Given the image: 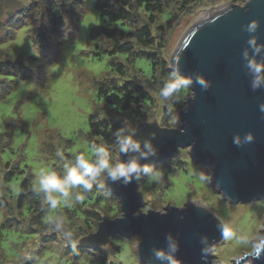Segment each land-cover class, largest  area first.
Returning <instances> with one entry per match:
<instances>
[{
	"label": "rangeland",
	"instance_id": "obj_1",
	"mask_svg": "<svg viewBox=\"0 0 264 264\" xmlns=\"http://www.w3.org/2000/svg\"><path fill=\"white\" fill-rule=\"evenodd\" d=\"M245 1L166 0L161 12L153 14L152 24H147L141 9L132 10L134 26L147 24L153 44L139 48L134 39L125 35L123 40L132 42L135 52L141 49L146 56L155 58L152 71L145 57L128 64L124 63L125 54L107 55L108 44L98 35L100 29L107 27V20L94 9L95 0H0V59L22 60L21 68L11 69L17 72L15 75L0 78V264H139L134 251L139 241L137 235L129 238L109 235L104 245H78L73 252L56 232L47 230L49 218L63 216L65 227L82 238L94 234L101 217H121L118 197L104 189L97 192L94 186V195L85 202L71 208H49L37 224L30 226L28 220L40 213L44 203L37 199L30 208L29 200L25 199L18 208L15 203L18 191L13 189H18L20 181L26 179L32 190L40 168L63 174L55 155L58 150L70 156L73 150L85 151L95 143L104 146L117 161L113 136L108 144L97 137L90 138L88 118L92 113H95L93 121L112 120L121 127L135 128L144 122H155L162 128H177L173 121L176 111L183 108V101L172 105L158 95L168 79V73H162L169 70L168 60L174 46L185 30L209 11L226 4L242 5ZM33 3H36L33 9H28ZM75 3L82 4L81 11ZM76 7L79 10L75 13ZM52 11L61 16L63 27L58 30L61 36L53 45L43 41L42 54L34 45L31 53L30 43L39 45L40 33L36 31L45 37L43 30L49 27L48 13ZM112 60L122 63L120 75L112 74L109 65ZM113 76L114 80H104ZM124 77L138 83L149 97L134 112L113 111L96 95L97 83L110 81L111 85H118ZM189 94L187 90L184 98ZM152 167L158 174L142 177L136 187L143 200L142 212L183 207L187 202L205 206L235 234L210 248L213 264H235V260L258 246L255 242L263 238L264 198L229 203L213 189L211 182L200 179L201 175L211 174V168L193 163L184 147L178 148L172 158ZM6 171L12 172V177L5 182ZM104 179L101 177L100 182ZM239 237H246V242H239Z\"/></svg>",
	"mask_w": 264,
	"mask_h": 264
},
{
	"label": "water",
	"instance_id": "obj_2",
	"mask_svg": "<svg viewBox=\"0 0 264 264\" xmlns=\"http://www.w3.org/2000/svg\"><path fill=\"white\" fill-rule=\"evenodd\" d=\"M242 5L226 4L194 21L169 56L170 72L179 56L182 74H203L212 83L209 91H202L201 86L194 84L185 99H190L192 91L196 93V99L188 101L187 111L183 110L184 103L183 108L176 111L175 118L178 114L183 134L178 125L167 129L155 122H144L135 127L140 140L151 139L155 134L153 143L159 150L156 158L142 163L153 166L175 156L178 148H187L193 163L211 168L213 189L232 204L264 198V113L259 111V104L264 103V89L252 91V78L242 58L250 38L243 26L251 20L260 21L255 35L259 38L258 43L264 44V0L245 1ZM262 58L264 52L260 57H254L253 62ZM248 132L254 134L255 142L235 146L234 136L240 135L243 142ZM125 158L118 151L117 161ZM102 183H105L104 192L118 197L120 215L125 218L101 217L103 223L99 226L97 223L96 232L82 238L79 245L101 246L113 234L123 238L137 235L136 261L147 264L151 249L165 247V235L170 232L180 242L177 256L183 264H202L200 236L208 237V252L222 240L217 229L219 219L199 203L168 207L171 209L166 216L155 210H147V216H135L134 213L143 206V200L137 194V182L124 187L107 184L105 178ZM262 237L255 242L258 246L252 255H243L244 259L235 260V264H264V228ZM257 250H260L258 259ZM210 260L209 253L207 264H213ZM153 264L159 262L153 261Z\"/></svg>",
	"mask_w": 264,
	"mask_h": 264
},
{
	"label": "clouds",
	"instance_id": "obj_3",
	"mask_svg": "<svg viewBox=\"0 0 264 264\" xmlns=\"http://www.w3.org/2000/svg\"><path fill=\"white\" fill-rule=\"evenodd\" d=\"M250 2L251 0H246V3ZM259 28L260 21L258 20H251L243 26V30L250 34V38L247 41L248 47L242 52V58L252 78L251 89L254 92L264 89V58L256 60L255 63L253 62L254 57H260V54L264 52V44H259V38L255 35ZM33 43H30L31 53L33 51ZM34 44L36 50L39 52V45ZM249 50H251V53ZM194 84L201 86L202 91H209L212 87L211 81L203 74H182L180 57L177 56L173 62L171 72L168 73V79L160 88L158 95L172 105H179L183 101L185 105L183 110L187 111L188 101H194L196 93L192 91L190 99H185V92L193 89ZM259 111L264 113V103L259 104ZM179 119V115L177 114L173 121L175 125H178V128ZM183 131V129L179 128L181 134H183ZM137 132L138 129L134 127H121L116 129L112 134L114 137L112 146L115 150L119 151L121 156L126 157L119 161H114L109 151L104 146L97 144L89 145L85 151L73 150L70 156H66L63 150H58L55 155L58 157V163L64 169L63 174H59L55 170L40 168L35 177L32 191L37 194L42 193L41 201L52 209L58 206L71 208L92 197L94 195V186L97 192L105 188V183L100 182L101 177L106 178L107 184H120L124 187L130 185L133 181L139 184L142 177L152 178L158 173L154 167L148 163H142V161L152 160L158 156L159 150L153 143L156 135L153 134L151 139L140 140L137 137ZM254 142L255 136L252 132H248L243 137V142H241V136L238 134L233 138V143L237 147H243L244 144ZM200 179L212 182L213 175H201ZM13 190L18 191L15 188ZM143 208H140L134 215L139 216L143 214L147 216V213L141 211ZM169 209L171 208H164L156 213L166 216ZM151 211L149 209V212ZM124 218L120 217L118 219ZM65 220L66 218L63 216L49 218L47 230L56 232L58 237L65 242V245L75 252L78 249L82 235L69 227H65ZM102 223L103 221H98V226ZM217 229L223 239H231L235 235L227 224L219 222ZM237 239L239 242L245 243L247 238L239 237ZM200 243L203 245L201 248L202 264H207V257L209 255L208 237L206 235L200 236ZM179 251V240L169 232L165 235V247H153L151 255L147 259V264H153V261H158L159 264H183L182 260L177 256ZM246 255L251 256L252 253L248 252ZM259 256L260 250H257L256 258L258 259ZM240 259H244V257L242 256Z\"/></svg>",
	"mask_w": 264,
	"mask_h": 264
},
{
	"label": "trees",
	"instance_id": "obj_4",
	"mask_svg": "<svg viewBox=\"0 0 264 264\" xmlns=\"http://www.w3.org/2000/svg\"><path fill=\"white\" fill-rule=\"evenodd\" d=\"M95 1L96 2L94 3V9L97 10L101 15H103L107 20V27L100 29V31L98 32V35H101L102 38L106 40L105 42L108 44L109 51L107 52V55L111 57L116 54H125L126 61H124V63L128 64L132 63L135 58L145 57L147 60L150 61V65L153 71L156 65L155 58L152 55L146 56V54L141 49L135 52L133 50V43L130 41H124L123 37L126 35L129 38L134 39V45H137L139 48H147L151 46L153 44V37L149 32L147 24L153 23V14L161 12V8L166 0H111L110 4H107L106 0ZM35 4L36 3L29 5L28 9H33ZM75 4H78L77 6H82L81 3ZM81 6L79 7L80 11ZM79 8L76 7V10L73 9L75 13L77 10H79ZM137 9H141L142 12L146 15L147 24L138 27L134 26L135 23L131 19L130 14L132 10ZM73 10L71 9L70 12L73 13V17H76L74 15L75 13L73 12ZM49 13V29L47 28L43 30L45 32V37L43 36L44 33L36 31V33H40V40L38 41L39 54H42V52L44 51L42 49L43 41H45L44 44L49 43V45H53L57 38L61 36L58 35V30L63 27L60 14L57 11H52ZM133 27L134 29H131ZM125 29H128V31L125 32ZM129 31L133 33L130 35V33H128ZM33 45L35 46V44ZM21 61H19L18 59H14L13 61L0 59V78L2 76L15 75L17 72L15 73V71L11 69L21 68ZM161 63L164 67V62L161 61ZM109 65L114 76L115 74L120 75V73H122V63L114 62L112 60ZM3 71H10L11 73H13L2 74ZM165 72L169 73L170 71H164L162 74L165 75ZM114 76L111 78L108 77L104 80H114ZM20 79L26 80L27 78L21 77ZM96 95L101 100L104 106H107L113 111H117L120 113L134 112L135 108H138L141 102H148L149 100V97L146 95L142 87L138 83H134L126 77H124L121 84L118 85L114 83L111 85L110 81L107 84H105L104 82L97 83ZM94 114L95 113H92L88 118V134L90 138L97 137L102 142L108 144L110 140H112L110 138L113 136L112 134L115 132L116 129L121 128V126L118 122L107 119H96L93 121L92 116H94ZM3 176V179L6 182L12 177V172L6 171ZM27 183L28 181L26 179H23L18 185V194L15 199V203L17 204L18 208L21 206L22 202L25 201V199L29 200L28 205L30 208L37 199H41L42 193H34L30 189L29 185L27 187ZM1 205L2 203L0 201V206ZM49 208L50 206L44 204V207L40 211V213L31 217L30 220H28V224L30 226L37 224L39 222H37V220L43 217V214L46 210H49ZM23 209L26 210V208Z\"/></svg>",
	"mask_w": 264,
	"mask_h": 264
}]
</instances>
